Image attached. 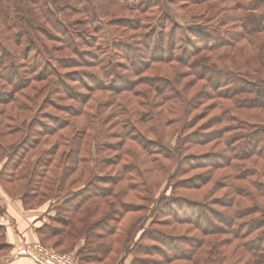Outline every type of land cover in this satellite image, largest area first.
Listing matches in <instances>:
<instances>
[{"label":"trees","instance_id":"trees-1","mask_svg":"<svg viewBox=\"0 0 264 264\" xmlns=\"http://www.w3.org/2000/svg\"><path fill=\"white\" fill-rule=\"evenodd\" d=\"M172 2L178 3L177 5L191 13L193 24L183 29L186 37L183 42L186 46L182 49L181 56L176 57L174 51L172 54L168 51L167 55L162 56L161 59L155 58L153 52H162L166 47L164 29L168 26V22L174 19L171 11ZM155 7L159 8V14L151 20L154 24L147 27L143 21L149 18L146 14L153 13ZM66 9H70V13L83 14L74 19L76 22L74 25H90L84 30H79L74 25L70 27V36L68 35L70 42L66 38L59 39V33L67 34V31L64 27L62 28V23L56 15ZM95 12L99 15H88L95 14ZM93 21L108 26L105 38L111 47L107 48L109 51H95L92 42L93 40L98 41V37L96 38L98 35L95 31V33L89 31V28L94 29ZM211 22L218 27L211 25ZM121 26L125 30H130L131 33L116 37L114 34H117ZM224 26H226L225 30L219 29ZM101 28L103 27L95 29L101 30ZM169 32L171 39L177 34L173 26ZM42 36L49 41H63L70 44V48L73 46L68 58L70 59V71L63 73L57 70L58 64L61 67L68 64L59 60L55 65L53 49L43 41ZM79 38L90 39L91 42L87 43L89 47L81 49L78 43ZM24 43L27 45L23 47ZM161 45L164 48H160ZM31 51L35 52L33 66L41 68L37 75L30 74L31 70L36 71V69H30V66L26 65V57ZM100 52L105 53L100 55ZM133 53H138L140 56L135 69L129 66V71L117 73L116 76L109 73L108 69L114 68V63L117 65L119 62L118 64L121 65L123 63L121 60L125 58L133 60ZM98 56L103 57L98 59ZM116 56L119 59L113 61ZM147 57L150 58L146 59ZM191 57L193 60L190 61ZM151 59L157 64L161 61L164 64L179 63L174 70V75H166L169 78L168 88L183 83V77L186 76L183 75L186 72L183 67H188L189 74H193L197 81L201 79L207 82L190 98L187 97L185 91L190 89L192 81L184 84L182 90L184 94L180 99L175 88L165 95L166 99H172V103L185 105L184 108L181 105L184 124L180 131H176L181 135L178 141L181 145L187 144V141L197 145H207L211 142H214L213 145H221L219 150L209 153L185 155L186 158L190 157L191 166L208 167L205 171L189 177L196 183L179 184L182 180H175L174 173L168 175L170 184L175 186L178 184L179 187L186 189H204V191L200 197L190 198L187 195L178 194L173 200L161 195L156 198L157 206L154 208L155 214L176 215L173 219L169 216L165 217L162 219L163 222L169 221L168 225L188 223L187 230L194 231V233L192 235L179 234L174 237L171 234L167 236L165 231H158L161 233L158 236L153 230L150 233L153 240L162 241L165 238L167 241L179 243L173 253H163L161 258L152 257V254L156 253L154 249L158 246L157 241L149 246L140 240L134 242L133 247L130 246L134 232L142 229L143 226L138 228L140 223L136 221L127 226L121 223L123 217L125 218L129 212L136 210L133 207V201L122 202L121 200L137 188L129 181L133 178L127 177L125 173H121V170L118 171L114 180L107 179L102 184L96 183L95 177L91 178V174L85 181L90 189H80L77 193H73L72 202L74 204L78 202L70 209V215L58 219L62 227L48 229L46 225H42L38 228L39 233L49 239L58 236L55 245L70 241L72 237L78 239L84 236L86 244L78 252L81 263L100 264L116 251V245L121 243L119 248L123 249V252L124 249L131 247L130 251L142 250L145 253V256L141 258V264H175L179 261H182V264H264V183L256 180L247 181V176L259 175L260 177V173L264 178V79H261L263 82L260 84H256V81L251 79L252 74L259 78L260 74L264 73V0H0V78L5 84L8 82L11 86V89L4 91L5 93H0V104L6 106L3 112H0V125L7 127L5 121L9 120L7 117L10 114L8 113L10 107L16 115L9 117L15 118L18 125L11 127L13 131L10 129L7 131L19 134L8 152L10 160L14 163L6 180L18 187L20 185L17 181L26 180L20 198L27 208L42 206L43 202L60 188L74 187L80 179L76 176L72 177L78 169L73 165L70 169V158L79 165L83 163L79 175L90 171V166L87 167L88 163H84V159L72 156L77 146H80L78 147L79 152L82 148L84 136L80 135V130L87 126V123L77 126L68 119L65 125L59 128L62 130L64 127L68 132L59 134V130H51L48 128L51 126L46 124L44 128L47 127L48 131L42 132L43 127H38L39 122L34 121L40 118V112L44 106V102L39 98L46 89L53 93L58 86L64 84L61 80L62 75L70 74L71 80L73 78L81 80L84 87L88 89V91H79L83 95L85 108L88 111L84 112L83 107L79 112L75 111L73 117H79L85 113L90 115L92 109L101 111L106 106L116 107L118 99L91 103L90 100L94 96L92 89L107 91L111 90L107 87L110 86L114 93L119 94L121 93L119 90L123 88L148 83L149 87L159 91L155 82L147 79L151 76H161L160 71L157 70L155 74L147 72L141 75L142 77H138L136 73L152 68L153 64L143 63L150 62ZM111 61L112 63L109 64ZM100 65L108 81L92 68V66ZM156 67L154 66L153 69L156 70ZM23 68L24 70H21ZM130 70L134 72L130 74ZM28 71L29 76H26ZM88 76L90 82L97 83L86 81ZM41 81L45 83L42 84ZM122 83H125L126 87H120ZM257 87L260 88L259 91H256ZM248 93L254 96H240V94ZM72 94L71 97L76 99L74 93ZM215 97L228 100V105L222 102L217 104L216 101L220 113L214 115L207 124L193 129L195 126L193 119H188L183 111L189 106V110L196 106L199 99ZM194 98L198 100L195 101ZM19 99L26 101L22 102ZM126 102L129 106H134L132 107L135 111L133 113L138 116V120L144 121L145 118L143 119L141 114L148 111H142L140 108L145 106L147 101L139 105L137 101L133 102L136 105ZM38 105L39 111L33 108ZM78 108L76 107V110ZM174 108L169 112L179 114V107ZM125 109L128 112L129 109ZM29 110L37 111L31 115L27 124ZM147 115L151 120L150 130H147L158 134L159 140L164 139V127L169 124V119L164 118L160 113L151 112ZM236 121L239 124L234 125L232 122ZM237 128L239 131L231 135ZM4 130H0V138H5L10 134ZM147 130L141 129V133L136 131L138 132L136 135L141 138L138 139L139 143L145 144L142 147L143 151H146L148 142L155 141L148 136ZM37 133H42L43 136H56L53 147L48 150L39 149L42 136L38 139ZM181 139L186 141L182 143ZM36 148L39 150L36 159L27 158L29 150ZM147 155V152L142 151H137L132 155L136 165L130 164L136 174L142 175L140 166L146 164H150L147 169L145 167L147 175L158 172L170 173L167 165L159 164L157 160ZM178 155H181V151ZM15 157L18 159L15 160ZM235 159L242 162L248 161L251 166L248 168L241 167L239 164L235 165L233 164ZM7 164L5 163V166ZM35 177H40V179L36 180ZM151 185V183L144 185L145 189L140 192L148 193ZM33 200H38L41 204L28 206ZM54 201L61 202L62 197L57 196ZM175 206H177V211L174 212L172 210ZM97 213H101L102 217L95 218ZM203 221L206 224H203ZM0 230L1 256L10 250L11 245L6 241L5 227L0 225ZM198 235L201 236L200 239L196 237ZM185 242L189 244V249L184 245ZM134 263L137 264V262Z\"/></svg>","mask_w":264,"mask_h":264},{"label":"rangeland","instance_id":"rangeland-1","mask_svg":"<svg viewBox=\"0 0 264 264\" xmlns=\"http://www.w3.org/2000/svg\"><path fill=\"white\" fill-rule=\"evenodd\" d=\"M178 3H171V11L173 12L174 19L170 22H168V26L164 29V35L166 37V47L162 52H153V55L155 58L161 59L162 56H166L167 52L170 51V54L173 53L177 56H179L182 53V49L186 46L184 45L183 40L186 39L184 36V31L183 29L187 27L188 25L193 24V20L191 19V13H188L186 9L181 8ZM154 12L153 13H148L146 15H149V18L143 21V23L148 25H153L154 18L159 14V8L155 7L153 8ZM59 18V21L62 23V28L64 27L65 30L67 31V34L64 33H59L60 37L59 39H67L70 42L69 36H70V27L76 23L74 22V19L77 17H81L83 14L82 13H70V9H66L63 12H60L56 14ZM55 15V17H56ZM88 15H99L98 12H95V14H88ZM94 23L92 24L93 28H89V31H93L92 33L97 32L96 38L98 41L93 40V44L95 46V51H100V50H107V48H111L108 45V41L106 40V30L107 27L106 25H101V23H98L97 21H93ZM144 24V25H145ZM211 25L214 27H218V25L214 24V22H211ZM76 28L79 30H84L87 29L89 24H76L74 25ZM174 27L175 32L177 33L174 38H170V32L169 29L171 27ZM98 27H103L101 30L95 29ZM52 29V28H51ZM145 29V28H143ZM220 30H225L226 26L219 28ZM95 31V32H94ZM69 33V34H68ZM117 34H114L116 37H123L129 33H131L130 30H125L122 26L119 28V31L116 32ZM69 35V36H68ZM157 35V33H156ZM64 37V38H63ZM216 38V37H215ZM42 39L44 42H46L49 47H52L53 49V62L55 65L58 63V61H62L67 63V66L61 67L60 64H58V71H61L63 73H66L67 71H70V49L73 47L70 44L64 43L63 41H49L48 39L44 38L42 36ZM68 42V43H69ZM88 42H91V40H83L79 38L80 43V48L83 49L82 47H89ZM84 43V44H83ZM27 45V43L22 44L24 47ZM59 45V46H58ZM163 47L162 45L160 48ZM164 48V47H163ZM114 49V48H113ZM169 49V50H168ZM109 51V50H107ZM52 52V51H51ZM103 53L105 52H100V55H104ZM185 53V52H184ZM119 55V53L117 52ZM35 55L34 51H31L29 56L26 57V65L30 66V69H36L31 70L30 74L32 75H37L41 68H35L33 66V56ZM133 60L132 58H125L123 63L120 65L117 62V65L114 63V68H109V73L112 75H115L118 73L120 74L121 72L125 73V71H129L128 67L135 69L136 65L138 63V59L140 56H138V53H133ZM182 55V54H181ZM180 55V56H181ZM60 57V58H59ZM103 56H98L99 58H102ZM114 58V57H113ZM150 57H147L146 59H149ZM182 58V57H181ZM119 57H115V60H118ZM122 59V58H120ZM189 60H193V57L189 58ZM155 61L153 59L150 60V62H143V63H150L151 65L153 64L152 68L145 69L142 71H137L138 77H142L141 75H144L147 72H150L151 74H155L157 70L160 71L159 73L161 76L156 75V76H151L147 80L149 81H154L155 85L159 89L157 91L156 89L149 87L147 84H136L133 87H126L125 83H122L120 87H126L123 88L119 91L121 93H114L113 88L109 87L111 90L107 91H102V90H97L95 91L96 88L92 89V93H94L93 99L90 100L91 103L93 101H98V102H104L107 99H118L117 101V106H106L104 109H101V111H98V109H92L90 115H87L86 113L79 116V117H73L75 111H80V109L85 108L84 104V98L83 95L79 91H88L86 87H84V83L79 80V79H70V74H64L62 75V81L64 82L63 85L58 86L56 90L52 93V91L49 92L48 89L44 91V94L39 98L42 99L44 102L43 109L41 110L40 118H37V120H34L35 122H39L38 127H43L42 132H47L48 130L47 127L46 129L44 128L45 124L47 126H51L48 128H51V130H59V128L63 125H65V122L70 119L72 120V123L75 125L83 126L86 124L87 126L82 127L80 130V135L84 136L83 137V145H81V150L79 152L77 146L75 148V151L72 156H79L80 159H84V163H88L87 167L89 168L90 166V171L87 173H82L79 175L80 169L83 166V163L80 165L73 161L71 158L69 160L70 163V169H72V165L76 167L78 170L72 175V177L76 176L80 181L76 183L74 187H67V188H60L59 191L56 190V192H53L46 201H44L43 205L44 207L46 206L47 211L50 213H53L50 216L46 218L45 222L43 225H46V228H52V227H62L60 224V221L58 219L66 217L67 215H70V209H72L76 202H72V197L73 193H77L80 189H90V186H86V179L92 174L95 177L94 181L96 183H104L105 180L110 179L114 180L115 176L117 175L118 171L121 170V173H125L127 177H132V180H129L132 182L134 187H137L135 190L131 192L130 195L127 197H124L122 199V202H125L126 200H131L133 201V207L136 209L135 211L129 212L125 218L123 217L121 223L123 226H127L129 224H133L135 221L136 223H140L138 228L143 226L142 229H137L134 232L133 235V241L130 243V246L133 247V243L136 241H142L143 243L149 244L151 246L153 243H155L157 240H153V238L150 236V233L154 230L158 236L161 235L160 232L158 231H165L164 233L173 235L176 237L177 235H185V234H190L192 235L194 231H189L187 230L189 227L188 223H185L181 225V223H170L169 225L167 224L169 221L163 222L162 219H165V217H170L174 218L176 215L175 214H167L163 215L161 213H154V208L157 206L156 205V198L159 196H164L171 198L172 200L175 198L176 195L181 194L183 196H188V197H200V195L203 193V190L200 189H186L183 187H179L178 184L175 186L174 184H170V181L168 180V175L171 173H174L175 175V180L179 181L182 180L181 183L184 185H192V183H196L193 180H190L189 177L195 175V173H199L202 171H205L208 169V167H196V166H191L192 162L189 158H186V154L189 153H209L212 151L219 150V146L221 145H213L211 142L207 145H197L191 141H187V144L181 145L178 141L180 140V133L176 132L177 130L180 131L181 127L184 124V117L181 114V105L182 104H174L172 103V99H166L165 95H168V93H171L172 89H176L178 91L179 99L180 97L184 94L183 87L186 82L192 81L190 89L186 90L185 93L188 98L192 97L195 95L201 87H204L205 84L207 83L205 80L199 79L198 81L194 78L195 76L193 74H189V69L188 67H183V70H185V77H183V83L182 84H177L176 86H172V88H168L167 85L169 83V78L168 76L174 75V70L176 69V66L179 65L178 62L174 63H165L164 62H152ZM137 62V63H136ZM112 61L109 63L111 64ZM154 66H157L154 70ZM56 67V66H55ZM25 68V67H24ZM21 69V70H24ZM92 68L97 71L99 76L104 78L105 80L107 79V76H104V73L102 72L101 68L102 66H92ZM122 70H121V69ZM56 69V68H55ZM107 69V68H106ZM144 71V72H143ZM134 72L130 70V74ZM165 74V75H164ZM135 75V74H133ZM164 77H163V76ZM168 75V76H166ZM255 74L251 75V79L256 81V84H260L263 82L264 79V73H261L259 78H256L254 76ZM26 76H29V71L26 73ZM52 76H50L51 78ZM101 78V79H102ZM86 81L89 80V83H97V82H90V77L85 79ZM108 81V79H107ZM194 82H196L194 84ZM34 83V82H33ZM40 83H45L44 81H41ZM39 83V84H40ZM109 83V82H108ZM10 84L7 82V84L4 83V80L0 78V93H5L4 91H7L8 89H11ZM162 87V88H161ZM51 88V87H50ZM128 89V90H127ZM259 87L256 88V91H259ZM116 91V90H115ZM140 91V92H139ZM76 96L75 98H72L71 96L73 95ZM143 93V94H142ZM241 97L244 96H254L253 94H240ZM166 99V100H165ZM22 102H25V99H19ZM194 100H198L197 98H194ZM193 100V101H194ZM88 101V100H87ZM86 101V102H87ZM113 101V100H112ZM130 102V104L134 101L139 103H142L143 101L145 102V106H142L140 109L142 111H148V112H143L141 115L143 119L145 118L144 121H139L138 116L133 113L134 109L132 105H128L127 102ZM216 101L217 104L219 102H222V104L228 105V100H220L215 98H206V99H199L196 104V106L192 107L189 110V107H187V110L185 109L183 111V114L188 118V119H193L194 121V128L197 129L199 128L200 125L202 124H207V122H210L211 118L220 113V109L218 106H216ZM41 102V101H40ZM148 103V104H146ZM154 104V105H153ZM29 105V104H28ZM40 105V103H39ZM39 105L38 106H31L39 111ZM136 105V104H133ZM30 106V105H29ZM179 107V114L177 112L175 113H170V110H174V107ZM183 108L185 105H182ZM6 106L3 104H0V112H3L4 108ZM8 107V106H7ZM41 107V106H40ZM76 107H79L76 110ZM198 107V108H196ZM91 108V107H90ZM125 108H128V112L126 111ZM37 110L31 111L29 110L28 113V119H27V124L29 123L31 115H33ZM152 110V111H151ZM86 108L84 109V112H86ZM125 111V112H124ZM188 111V113H187ZM135 112V111H134ZM151 112L155 114H162L166 119L168 120V125L164 127V133L163 137L164 139L159 140L160 138L158 134L154 132H149L147 129L150 130V124L151 120L149 119L150 116L147 114H150ZM7 113V110H6ZM8 115L5 123H7V127H4L0 125V130H4L8 134L7 137H2L0 138V145L2 148L0 149V199L3 197H7V195L11 196L12 198H18L21 199V191L23 190L24 183L26 180H21L17 181V184L20 186L18 187L17 185H14L13 183L8 182L6 179L9 177L13 163L12 160H10V153L9 150H11L10 146L14 144V141L18 139L19 134L17 132H10L13 131V127L17 126L18 122L15 121L14 119L10 118L16 115V112L13 110H10V107L8 108ZM187 113V114H185ZM176 114V115H175ZM45 115V116H44ZM10 116V117H9ZM93 116V118H92ZM171 117H173L171 119ZM181 117V120H180ZM140 118V116H139ZM102 119V120H101ZM39 120V121H38ZM64 120V121H63ZM177 120V122H174ZM91 121V122H88ZM0 122H1V117H0ZM16 123V124H15ZM234 125L239 124V122H232ZM44 124V125H43ZM36 125V124H35ZM12 127V128H11ZM23 127V126H22ZM136 127V128H135ZM24 128V127H23ZM204 128V127H202ZM7 129H10V131H7ZM12 129V130H11ZM64 129V130H63ZM141 129H146L147 134L149 137H152L155 139L154 142H148L146 145L145 150H142V147L145 145H141L138 141V139H141L136 135L138 132H140ZM205 129V128H204ZM72 131V126L70 127V133ZM138 131V132H136ZM239 129L237 128L234 130L231 135L237 133ZM68 132L66 131V128H62V130H59L60 133ZM1 133V131H0ZM101 133H104L101 135ZM141 133V132H140ZM38 139L42 136V141L39 145V149H44L48 150L49 148L53 147V142L55 141L54 135H44L41 133H37ZM186 140L181 139V142L183 143ZM85 145V146H84ZM191 146V147H190ZM27 148V147H26ZM190 148V150H187ZM64 149V148H63ZM63 151V150H62ZM137 151H142V152H147V156L149 158L157 160L159 164L167 165L168 169H170V173H148V175L145 173V167L147 169V166L150 164L146 165H141L140 166V171L142 175L136 174L134 170H132L131 164H135V160L133 158V154H135ZM181 151V155H178V152ZM39 150L38 148L36 149H31L29 150V154L27 155V158L30 160L36 159L37 154ZM61 152V151H60ZM59 152V153H60ZM18 157H15V160H17ZM76 159V158H75ZM137 162V161H136ZM5 163H8L7 166H5ZM233 164L237 165L239 164L241 167H250L251 164L248 161H238V160H233ZM79 165V166H78ZM73 167V168H74ZM147 171V170H146ZM60 172V171H59ZM71 177V176H70ZM71 177V178H72ZM70 178V179H71ZM36 180H39L40 177H35ZM251 180H256L257 182L264 183V178L260 177L259 175H251L247 176V181ZM152 184L150 188H148L149 192H140V190L145 189L144 185H150ZM16 184V183H15ZM58 189V188H56ZM206 189V188H205ZM86 194V192H85ZM60 196L62 197L61 202H56L54 201L55 197ZM5 197V198H6ZM69 202H65V201ZM164 200V198H163ZM61 203V204H60ZM142 203V204H141ZM41 203H38V200H33L31 201L28 206H38ZM74 204V205H73ZM42 205V206H43ZM59 205L61 209L59 210ZM106 205H104L105 207ZM26 207V206H25ZM27 208V207H26ZM29 208V207H28ZM39 208V207H37ZM177 206L174 207L172 211H177ZM78 215V214H77ZM80 215V214H79ZM182 216V215H180ZM58 217V218H57ZM101 213H97L95 218H100ZM141 221V222H140ZM203 224H206L204 221L202 222ZM78 226H81L80 223H77ZM38 234V239L31 242L30 244L33 245H42L45 247L47 250L49 249H54L57 252H70V255H73L74 261L70 264H91V263H85L80 260V255H79V250L83 248L86 244V240L83 237H80L78 239L76 238H70V241L64 242L63 244L60 245H55V241L58 239V236L54 238H48L45 237L44 235L39 233V230L37 231ZM189 235V236H190ZM163 238V236H161ZM192 237V236H191ZM198 239L201 237L200 235L196 236ZM2 241L1 237V230H0V242ZM122 242V241H121ZM156 246V253L154 252L152 254V257L154 258H161L163 257L162 254H167V253H173L175 249H177L179 243L178 242H173V241H167L165 238H163L162 241H157ZM121 244V243H120ZM120 244L116 245V251L111 253L107 259H105L102 263L100 264H136L134 262H137V264H141V258L145 256V253H143L142 250H133L130 251L131 247H128L127 249L121 250ZM184 245H186L187 249L190 248L189 244L185 242ZM25 246V245H24ZM23 246V247H24ZM22 247V248H23ZM120 251L118 252V250ZM133 249V248H132ZM161 249V250H160ZM30 258V257H29ZM33 260V259H32ZM34 261V260H33ZM36 264H39L38 262L34 261ZM175 264H182V261L176 262Z\"/></svg>","mask_w":264,"mask_h":264},{"label":"crops","instance_id":"crops-1","mask_svg":"<svg viewBox=\"0 0 264 264\" xmlns=\"http://www.w3.org/2000/svg\"><path fill=\"white\" fill-rule=\"evenodd\" d=\"M0 199V225L5 227L10 250L0 256V264H36L26 255L19 254L22 247L37 240L40 228L48 215L46 206L26 208L21 199L7 195Z\"/></svg>","mask_w":264,"mask_h":264},{"label":"built area","instance_id":"built-area-1","mask_svg":"<svg viewBox=\"0 0 264 264\" xmlns=\"http://www.w3.org/2000/svg\"><path fill=\"white\" fill-rule=\"evenodd\" d=\"M19 254L26 255L39 264H70L74 261L70 252H57L54 249L47 250L42 245L26 244Z\"/></svg>","mask_w":264,"mask_h":264}]
</instances>
